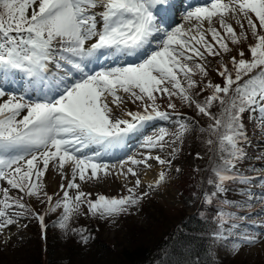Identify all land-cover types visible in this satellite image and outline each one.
<instances>
[{"label":"snow or ice","instance_id":"obj_1","mask_svg":"<svg viewBox=\"0 0 264 264\" xmlns=\"http://www.w3.org/2000/svg\"><path fill=\"white\" fill-rule=\"evenodd\" d=\"M176 7L174 0H0V181L7 184L0 186V235L13 225L27 227L20 220L29 217L46 235V216L61 210L54 226L74 232L86 245L91 239L87 230L70 226L75 217L91 214L115 221L139 208L151 191L167 182L169 173L160 171L146 191L138 170L125 165L151 168L149 161H155L171 169L172 160L151 152L143 159L129 157L119 166L101 159L123 148L149 122L169 121L174 114L177 131L161 129L146 137L143 147L163 150L170 146L169 135L174 144L189 132H204L175 112L174 97L208 118L207 131L216 141L209 138L207 144H218L220 162L212 166L214 178L207 179L215 191L202 194L204 203L210 205L214 196L227 192L229 182L239 178L240 183H249L235 169L247 155L245 113L255 115L264 131V0L189 5L183 16L187 27L166 26L164 17ZM248 30L256 40L248 46L251 59L240 50L239 59L231 58V71L228 65L217 70L223 85L209 81L200 92L211 94L198 100L194 90L200 86L194 77L209 75L207 58L230 52L229 41L241 44L248 39ZM16 84L20 92L6 87ZM126 97L144 105L142 112H126L130 119L114 113ZM165 97L172 112L157 103ZM50 164L67 180L60 185L62 198L54 203L43 183ZM117 167L116 174L135 178L127 196L99 195L93 200L82 189V183L99 181ZM11 190L21 195L14 196ZM25 197L47 204L45 213L29 207ZM217 215L219 225L211 233L214 243L238 252L264 242V221L251 220L252 228L244 230L248 223L244 217L226 227L229 220L223 213Z\"/></svg>","mask_w":264,"mask_h":264},{"label":"rangeland","instance_id":"obj_2","mask_svg":"<svg viewBox=\"0 0 264 264\" xmlns=\"http://www.w3.org/2000/svg\"><path fill=\"white\" fill-rule=\"evenodd\" d=\"M189 0H177V7H181L183 12L192 2L188 3ZM209 0H205L203 3L195 4L192 7L202 6L208 3ZM176 7V8H177ZM176 8L174 16L168 14L164 17L166 19L165 24L170 25L171 27H176L181 23H185L183 20L184 13L181 14V17L176 15ZM188 9V8H187ZM169 16V17H168ZM233 23V27L236 29L237 33L241 32L239 24L234 20L230 21ZM245 27H247V22L244 21ZM187 27V24L185 23ZM218 29L220 25L216 23L215 25ZM207 27V25H205ZM223 32V29H220ZM248 30V37L251 36V32ZM211 41V36L207 37ZM234 44L229 41V47ZM226 56L222 52L220 56L208 57L206 61V66L210 72L220 61ZM135 59V58H134ZM200 75H198V78ZM200 88H203V80H198ZM17 86V84L15 85ZM12 92H20L19 89H9ZM4 99H7L5 97ZM167 98L158 99L157 103L160 105V109L163 111L172 112L171 109H168L167 104L163 103ZM169 102V101H168ZM162 106L167 108L163 109ZM139 104V106H137ZM143 103L141 101H136L135 103L131 102V98L126 97L125 103L121 108L114 107V113L119 118H127L125 115L126 112H142ZM183 110L182 107H179ZM177 110V109H176ZM175 110V111H176ZM179 110V109H178ZM183 117L189 118L180 112ZM249 117V116H248ZM177 117L173 115V119L169 121H152L158 122L150 129L141 130V133L133 135L127 141L126 145L123 148H117L113 151V154L109 157H102L101 162L116 164L119 166L121 161H127L129 157H135L136 159H143L148 155L149 152L153 156L160 155L162 158L171 159L172 167L171 169H165L160 166L155 161H149L152 164L151 168H145L143 164L138 166H133L130 163L126 164L125 167H135L140 173V179L144 176L145 172L152 173L155 176H158L159 172L164 170L168 171L169 178L165 184L160 188L151 191V194L142 202L139 208H134L129 214V217L125 219L117 218L115 221H111L107 229L104 230V235L109 238L116 237L112 241L121 242L122 246L129 245L132 248L135 246L142 247H153L155 243H158L157 238L148 235L147 231L150 230L156 234L163 235L166 230L176 223L177 211L179 208H183L185 213L194 214L201 207L202 200V188L205 183V180L201 174L197 172L195 155H191L188 160L182 161L175 159L180 141L176 143H171L173 137L169 135L166 139L169 141L170 146H166L163 150L161 149H148L143 147V141L148 136H155L159 133L161 129H166L169 133L177 131L176 124ZM250 119L253 120L254 125H252L250 135L251 139L247 141L248 151L246 152V158L237 165L235 169L240 173L241 178L247 177L249 183L242 184L237 181L236 185L238 186L235 190H231L220 193L221 196L226 201L233 200L234 208L232 212V218L228 216L229 224L226 227L230 226L232 222L239 221L240 217H244L245 221H248L247 228L248 230L252 228L251 220H255L258 223L264 221V215H258L262 210H264V200L260 199L262 193H264V131H261L255 115L251 116ZM247 122V120H246ZM149 127V125H148ZM175 150V151H174ZM51 167V168H50ZM50 164L49 170L43 177V183L45 184V191L49 192V195L53 196L56 199H60L63 196L60 185L67 184V180L62 179L61 175L55 171L56 169ZM53 169V170H52ZM176 169H180L179 172ZM67 175L70 177V170L66 169ZM119 167L112 170V174L107 177L96 181H90L87 183H82L79 180L77 182L82 183V189L85 192L92 194V199L95 200L99 195H105L107 197H118V196H127L129 193L127 189L132 187L134 184L135 178L130 175L125 179L123 175H118ZM185 175L189 181L190 191L187 195H184V192L180 188L178 190L179 196L182 198L172 195L171 193L174 190L175 182L180 179L181 175ZM146 183L142 180V190H148ZM193 184V185H192ZM206 185V184H205ZM0 186L7 187L6 182L0 181ZM207 186V185H206ZM11 194L14 196L21 195L17 190H11ZM25 202L27 204L32 203L36 205L37 209H44L42 203L37 201L35 198L25 197ZM145 205V206H144ZM144 206V207H143ZM162 210H168L172 214V218H169L165 223V220L162 224L156 225L155 217L158 216L161 222L163 218ZM84 212L87 213V209H84ZM176 212V213H175ZM229 210H227V213ZM175 213V214H173ZM88 214L80 215L78 217H87ZM250 218V219H249ZM37 220L34 218H24L20 220V224H27V227H19L13 225L4 231L3 235H0V264H9L10 262L19 261L23 262L26 255H30L33 250H35L38 240L40 239L35 227L37 226ZM51 229V227H49ZM212 257L217 260H223L225 263L230 264H264V242L258 243L254 246H243L238 252H233L230 250V246L221 245L218 242H212Z\"/></svg>","mask_w":264,"mask_h":264},{"label":"trees","instance_id":"obj_3","mask_svg":"<svg viewBox=\"0 0 264 264\" xmlns=\"http://www.w3.org/2000/svg\"><path fill=\"white\" fill-rule=\"evenodd\" d=\"M255 43L256 40L249 36L241 44L230 46L231 51L225 53L226 56L209 72L207 77L200 76L198 78L197 75L194 78L197 82L199 79L203 80V88L209 81L223 85V78L217 75V70L222 69L223 65H228L231 71V58L236 56L239 59L238 53L242 49L245 52L244 58L251 59L248 46ZM210 94V91L200 92V87L194 90V95L198 100H203ZM173 102L176 103L177 110L175 112L183 113L186 117L188 115V119L194 121L197 128L205 129L204 132L197 130L187 133L178 147L175 159L186 161L192 154L195 155L196 170L205 180L202 192L203 194H211L215 189L213 185L207 184V179L214 178L211 169L214 164L220 162V153L218 144L214 143L211 146L207 144L209 138L216 141V137L210 136L207 131L210 121L207 117H202L195 112L194 108L187 107L179 98L174 97ZM163 103L168 105V100H163ZM161 107L163 109L167 108L162 106V103ZM179 107H182L183 110ZM213 112L218 113V107L214 106ZM248 116L245 113V124L249 140L250 132H252V122H250ZM244 147L247 152V142ZM197 154H199V158H197ZM237 181H239V178ZM237 181L229 182L227 185L229 191L233 185L235 187L232 188V191L238 187L236 185ZM47 193L49 194V192ZM56 198L53 197V203L57 200ZM213 201L210 205L204 203V196H202L200 209L192 215L185 213L183 208H179L176 223L169 227L163 235L148 230V235L150 234L158 240V243H155L153 247L135 246L132 248L129 245L122 246L121 242L112 241L116 235L113 238L104 235V230L108 228L107 225L111 223L112 219H100L93 217L91 214H88L87 217H75L70 225L73 229L87 230L85 234L89 235L91 239L85 245L81 242L79 235L74 232L66 233L54 226L60 215L61 210H58L56 213H49L46 216L45 222L48 225L46 235L42 233L40 224L37 222L35 231L40 239L35 250L30 255H26L22 263L16 261L9 264H230L212 257L213 239L211 233L219 225L218 213H223L225 219L228 216L230 217V211L231 209L233 211L234 208L233 200L228 202L219 194L213 197ZM28 205L41 214H44L48 207L47 204H42L44 209H37L36 205L32 203ZM227 210H229L228 213ZM162 212L161 222L158 216L154 219L156 225L162 224L164 220L166 223L169 218H172V214L168 210H162ZM120 217L125 219L129 215Z\"/></svg>","mask_w":264,"mask_h":264},{"label":"bare ground","instance_id":"obj_4","mask_svg":"<svg viewBox=\"0 0 264 264\" xmlns=\"http://www.w3.org/2000/svg\"><path fill=\"white\" fill-rule=\"evenodd\" d=\"M190 1V0H189ZM205 0H192L191 4L195 5V4H200V3H203ZM192 5V6H193ZM188 8V7H187ZM186 8V9H187ZM175 10V9H174ZM176 15H178V17H181L184 12H183V9L181 7H178V9H176ZM175 13H171L172 16H174ZM169 17V16H168ZM155 121H159V120H155ZM156 123L158 122H149L148 124L145 125V129H150L151 127H153V125H155ZM149 125V127H148ZM115 150V149H114ZM113 150V151H114ZM113 151H112V154H113ZM111 154V155H112ZM109 155V156H111ZM109 156H104V157H109ZM51 168V167H50ZM53 168V167H52ZM53 170V169H52ZM56 171V170H55ZM158 176H155L153 175L152 173H149V172H145L144 173V176L142 177V180L146 183H153L154 180L157 178ZM189 179L183 174L181 175L180 179L177 180L175 182V186H173L174 190L171 194L174 195V196H177V197H181V195L179 196V192L178 190L181 188L182 191L184 192V195H187V193L190 191L191 187H189ZM193 185V184H192Z\"/></svg>","mask_w":264,"mask_h":264}]
</instances>
